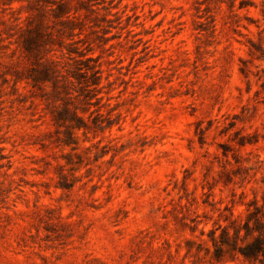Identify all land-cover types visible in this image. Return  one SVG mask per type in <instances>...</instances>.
I'll use <instances>...</instances> for the list:
<instances>
[{
	"label": "rangeland",
	"instance_id": "374dc122",
	"mask_svg": "<svg viewBox=\"0 0 264 264\" xmlns=\"http://www.w3.org/2000/svg\"><path fill=\"white\" fill-rule=\"evenodd\" d=\"M0 264H264V0H0Z\"/></svg>",
	"mask_w": 264,
	"mask_h": 264
}]
</instances>
